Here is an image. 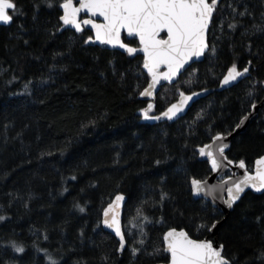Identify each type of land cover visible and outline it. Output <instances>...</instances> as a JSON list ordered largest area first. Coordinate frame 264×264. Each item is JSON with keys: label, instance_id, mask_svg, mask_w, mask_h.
<instances>
[{"label": "trees", "instance_id": "trees-1", "mask_svg": "<svg viewBox=\"0 0 264 264\" xmlns=\"http://www.w3.org/2000/svg\"><path fill=\"white\" fill-rule=\"evenodd\" d=\"M60 1L48 8L41 0H14L22 14L12 10V23L0 26V216L6 218L0 221V264H47L37 248L62 257L60 264L167 263L163 256L133 257L130 249L139 245L131 235L125 250L117 251L119 240L102 226L103 212L117 195L124 196L127 233L135 231L131 222L142 209L151 221L144 227L148 251L170 228L194 239L209 237L201 225L223 217L209 202L192 197L190 180L211 174L198 149L217 134L232 133L252 104L264 99L259 83L248 95L252 83L264 80V34L242 36L240 27L230 32L222 17L235 2L240 11L246 5L259 23L264 0H221L208 34L218 59L208 52L189 67L179 78L180 90L191 93L183 81L193 70L198 82L191 90L217 87L214 76L226 74L233 61L243 69L251 60L250 76L199 101L180 120L155 125L142 117L148 102L139 92L149 82L143 57L84 44L87 35L73 30L56 32ZM242 23L251 29L252 16ZM178 95L172 85L161 87L150 115L161 114ZM262 155L264 105L226 152L228 160L244 161L249 170ZM161 191L168 194L163 203ZM141 238L137 233L135 239ZM218 240L231 264H264V193L248 191L233 205ZM9 241L25 252L6 247Z\"/></svg>", "mask_w": 264, "mask_h": 264}, {"label": "snow or ice", "instance_id": "snow-or-ice-1", "mask_svg": "<svg viewBox=\"0 0 264 264\" xmlns=\"http://www.w3.org/2000/svg\"><path fill=\"white\" fill-rule=\"evenodd\" d=\"M41 2L48 8L56 6L55 0H41ZM220 3L221 0H78L77 6L74 0H62L58 5L62 9V15H59L60 23L55 26V31L62 32L74 29L75 33H82L85 26H90L94 37L88 36L87 39L83 40L84 44L99 43L100 45H110L113 48L118 47L128 53L129 56L142 52L143 68L147 71L150 82L143 91L139 92V95L141 97L153 96L161 81H166L175 87L179 94V101L172 103L160 115H150L153 112L154 104L148 103L147 108L142 111L143 119L159 121L166 118L172 121L184 112L194 97L202 94L191 90L192 84L198 82L196 70L189 73L188 80L183 81V86L188 88L191 94H186L185 91L180 90L181 81L177 78L183 76V72L187 71L185 65L191 67L190 61L195 62L193 58L204 57L206 52H210L212 56H216L218 59L215 44H209L208 33L210 24L214 22V13L218 11ZM39 7V4L35 5L37 11ZM227 7L231 10L230 14L223 16L222 21H228L227 28L230 32H235L240 27L243 28L242 36L248 35L249 32L252 35L264 34V13L261 14V21L256 23L254 15L249 12L246 5L242 11L238 10L239 5L235 2L229 3ZM9 10H13L16 15L22 14L14 0H0V24L9 25L12 23L14 16L10 14ZM81 13H86L88 18L82 19ZM246 16H252L251 29L242 23V19ZM95 17H101L103 22H96ZM33 19H35V15ZM220 30L222 32L224 30L223 22L220 24ZM122 32H126L127 36L133 39L138 38L139 47H131L122 41ZM162 33H166V38L161 36ZM24 43L27 44L28 41L25 40ZM251 47L249 44V51ZM251 64L252 61L249 60L248 66L241 70L238 64L233 61L231 66L227 68L226 74L219 77L214 76V79L218 80L221 88L234 86L240 78H246L250 74ZM162 67L166 71H161ZM193 77H196V81L193 80ZM28 83L30 84L31 81ZM257 83L264 85V81L252 83L251 88L248 89L249 96L253 95ZM25 90L27 94L31 95V92H28L27 84ZM203 91L206 92L208 89L205 87ZM255 107L256 105L253 103L252 108ZM197 118L201 119L199 115ZM247 119L248 117L245 116L236 127L239 128ZM224 139L225 137L217 134L212 137V144H206L199 148L200 155L208 158L213 171L221 167L217 153L224 157V150L228 147L227 144L223 143ZM217 141L220 143L217 144ZM156 163L159 164L160 161H156ZM228 163L231 164L232 161H228ZM256 165L254 175L245 171L242 179L227 187V199L224 200V203L228 208L233 207L246 188H251L255 192H264V158L258 159ZM239 167L245 169V162L241 161ZM191 191L194 196H199L202 193L205 196L212 194V189L206 187L205 182L197 179H192ZM167 195L161 191V203L165 201ZM124 199V196L117 195L103 212L104 226L111 229L119 239L117 251L123 252L125 250L126 236L131 235L134 245H139V247H131L130 252L133 257L143 253L152 258L163 256L167 264H231V261L223 254V244L216 247L211 240L193 239L186 231H177L174 228L164 232L162 240L151 251H148L143 237L147 235L144 227L151 221L143 214L142 209H137V216L131 222L135 231L130 230L125 233L122 230L118 211ZM215 199L216 197L213 196V201ZM76 207L81 212L84 211L80 205L77 204ZM5 219L4 216H0V221ZM218 223L219 221H215L210 227L206 225H201V227L207 231H213ZM137 233L142 237L139 240L135 239ZM5 246L11 247L17 254L25 252V247L15 241H9ZM36 250L44 253L47 264H60L62 257H54L46 248H37ZM261 258L264 259V251L261 252Z\"/></svg>", "mask_w": 264, "mask_h": 264}, {"label": "water", "instance_id": "water-1", "mask_svg": "<svg viewBox=\"0 0 264 264\" xmlns=\"http://www.w3.org/2000/svg\"><path fill=\"white\" fill-rule=\"evenodd\" d=\"M76 1H77V6H78V0H76ZM9 11H12V10H9ZM61 11H62V9H61ZM81 14H84V15L87 16L86 13H81ZM87 18H88V17H87ZM94 19H95L96 22H98V23H102V22H103L101 17H95ZM0 26H7V25H2V24H0ZM85 27H86L87 29L91 30V29H90V26H85ZM91 32H92V30H91ZM208 34H209V33H208ZM92 36L94 37V33H93V32H92ZM161 36L164 37V38H166V33H162ZM124 37H125L126 39H128V40H135V41L138 42V38H137V39H133V38H131V37H128L126 32H122V33H121V39H122V41H124V40H123ZM138 44H139V42H138ZM88 45H90V46H97V47H99V48L106 49V50L117 51V52H120V53H123V54L126 53L123 49H120V48H118V47H117V48H113V47L110 46V45H100L99 43H96V44H88ZM129 46H131V45H129ZM131 47H133V46H131ZM138 47H139V46H138ZM138 47H137V48H138ZM207 53H208V52H206V54H207ZM136 54H140V55L143 57V53H142V52H137V53H135V54H133V55H136ZM206 54H205V56H206ZM205 56H204V57H200L199 59H197V58H193V60H194L195 62L190 61L191 66H192L193 64H195V63H201V62H203L204 59H205ZM185 68L188 69L189 66H188V65H185ZM143 69H144V68H143ZM241 70H242V69H241ZM144 71L147 73V71H146L145 69H144ZM161 71H166V69L162 67V68H161ZM182 71H183V70H182ZM184 72H185V71H184ZM184 72H183V73H184ZM249 76H250V74H249L246 78H243V77L240 78V80H239L237 83H235L234 86L237 85V84H239L240 82L244 81V80L247 79ZM180 77H181V76H180ZM180 77H178L177 79L179 80ZM263 81H264V80H263ZM149 82H150V77H149ZM149 82H148V83H149ZM164 85H169V84H168V82H166V81H161L160 85H157V90L154 92L153 96H151V97H141V96H140V99L143 100V101H146V102H148V103H153V100L155 99L157 93L159 92V89H160L161 87H163ZM234 86L226 87V88H221V87L219 86V84H218L217 87H215V88H209L208 91H206V92L203 91V89H202V90H198L197 92H201L202 94H201L200 96H198V97H194L193 100L189 102V105L185 108L184 112L180 113V114L178 115V117H177L176 119L172 120V121H169V120H167L166 118H162V119L159 120V121H156V120H147V121H146V120L143 119V122L146 123V124H149V125H155V124L162 123V122H170V123L176 122V121L180 120L181 118L185 117V116L188 114V112L190 111V109H191L195 104H197L199 101H201V100H203V99L209 97L210 95H212V94H214V93L222 92V91L228 90V89H230V88H232V87H234ZM146 87H147V86H146ZM146 87H145V88H146ZM263 87H264V85H263ZM186 94H191V93H186ZM178 101H179V95H178V97H177V100H176L174 103H177ZM147 105H148V104H147ZM263 105H264V99H263L259 104H256V107H255L254 109H253V108L251 109L250 113H248V114L246 115V116L248 117V119L245 120L244 123H243L239 128L235 127V129L233 130V132H232L231 134H228V135H221V134H220L221 136L225 137V139L223 140V143L227 144L228 147L225 148V150H224V157L219 156V154L217 153V159H218V160L220 161V163H221V167H220L218 170H216V171H213V170H212V168H211V164H210V162L208 161V158H207L206 156L202 157V156L200 155V153H199V149H198L199 159H200L201 161L206 162V163L208 164V166H209V168H210V172H211V174H210V176H209L208 178H206V179H204V180H199V181L205 182L206 187L212 189V194H211V195H208V196H205V195L202 193V194H200L199 196H194V195L192 194V191H191V194H192V197H193L195 200H204V201H206V202H209V203H210L215 209L218 210V212H219V213L222 215V217H223V218L219 221V223L217 224V227H216L213 231H210V233H209V237H205V238H203V239H200V240H204V239L211 240V241H213L214 246H216V247H218V246L221 244V243L219 242V240H218V230H219L220 226L222 225V223L224 222V220L228 217L229 213L231 212V210H232V208H233V207H232V208H228L227 205L224 203V200L227 199V191H226L227 187L232 186L235 182H237V181H239L240 179H242L243 176H244V174H245V171H247L248 174H250V175H254L255 172H256V167H257V165H256V161H257L258 159L264 158V155L258 157V158L254 161L251 170H249L247 167H246L245 169H241V168L239 167V163H234L233 161H232L231 164L228 163V161H231V160H228V159H227V157H226V152L228 151V149H229V147H230V144H231L232 139H233L236 135H238V134L244 132V131L246 130L247 126H248L252 121H254V120L257 118L258 112H259V110L263 107ZM170 106H171V105H170ZM146 108H147V106H146ZM146 108H145V109H146ZM159 115H160V114H159ZM142 117H143V116H142ZM242 119H243V118H242ZM242 119H241V120H242ZM239 123H240V122H239ZM239 123H238V124H239ZM212 143H213V140H211L210 143H208V144H212ZM216 143L219 144L220 141H217ZM191 181H192V180H190V183H189L190 190H191ZM248 191H250V192H252V193H254V194H258V195L264 193V192H255V191H254L253 189H251V188H246V189H245V192L241 194V197H242L246 192H248ZM213 196L216 197V199H215L214 201H213ZM114 200H115V198L112 200V202H113ZM239 200H240V199H239ZM239 200H238V201H239ZM238 201H237V202H238ZM237 202H236V203H237ZM124 203H125V199L121 202V206H120V208H119V210H118V211H119V218H120V221H121V225H122V217H123ZM103 219H104V216L102 215V226H103V228L105 229V231L109 232V233H110L111 235H113L117 240H119V239L115 236V233L112 232L111 229H108V228H106V227L104 226V224H103ZM170 229H173V228H170ZM170 229H168V230H170ZM174 229H175V228H174ZM122 230H123V226H122ZM168 230H166V231H168ZM176 230H177V231H181V230L185 231L184 229H181V230L176 229ZM166 231H165V232H166ZM191 238H192V237H191ZM193 239H194V238H193ZM157 264H167V263H157Z\"/></svg>", "mask_w": 264, "mask_h": 264}, {"label": "flooded vegetation", "instance_id": "flooded-vegetation-1", "mask_svg": "<svg viewBox=\"0 0 264 264\" xmlns=\"http://www.w3.org/2000/svg\"><path fill=\"white\" fill-rule=\"evenodd\" d=\"M60 2H62V0L60 1ZM59 2V3H60ZM59 3H58V5H59ZM74 3L77 5V1L76 0H74ZM58 9H59V11H60V15H62V11H61V9L58 7ZM10 14H11V11H10ZM81 15V18L83 19V18H87V16L86 15H84V14H80ZM74 32H75V30L74 29H72ZM78 34H84V35H87V37H86V39L88 38V36H92V32H91V30H89V29H87L86 27H85V30H84V32H82V33H78ZM135 41V40H134ZM88 45V44H87ZM139 45V44H138Z\"/></svg>", "mask_w": 264, "mask_h": 264}]
</instances>
